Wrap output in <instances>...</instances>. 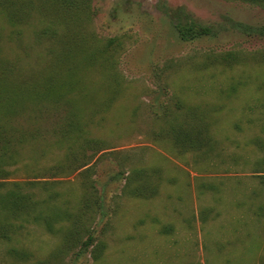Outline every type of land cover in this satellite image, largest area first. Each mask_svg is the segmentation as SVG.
<instances>
[{
    "label": "rangeland",
    "instance_id": "rangeland-1",
    "mask_svg": "<svg viewBox=\"0 0 264 264\" xmlns=\"http://www.w3.org/2000/svg\"><path fill=\"white\" fill-rule=\"evenodd\" d=\"M179 7L217 35L182 38L170 16ZM43 9L86 46L69 55L61 42L64 62H39L38 9L17 27L0 13V155H9L0 195L36 183L33 198L43 199L42 185L53 182L61 196L39 209L69 214L54 231L24 222L0 240V264H264V36L236 26L264 27V0ZM227 53L241 61L205 68ZM52 73L55 93L25 87ZM69 111L79 136L64 138ZM180 126L201 127L210 141L185 149L173 136ZM66 155H85L88 172L53 175L48 168ZM138 187L147 195H134Z\"/></svg>",
    "mask_w": 264,
    "mask_h": 264
},
{
    "label": "trees",
    "instance_id": "trees-1",
    "mask_svg": "<svg viewBox=\"0 0 264 264\" xmlns=\"http://www.w3.org/2000/svg\"><path fill=\"white\" fill-rule=\"evenodd\" d=\"M258 1V0H256ZM55 5L57 7H64L69 10V13H73L75 8H80L83 6L89 7V0H0V13L3 14L9 24L14 27L20 26L22 24H27V11L32 8L38 9L40 12V28L37 32V37L40 39L43 45L44 51H41L39 56V62L48 63L50 66H54L57 62H64L67 57L60 55L59 47L60 43H63L64 51L71 55V51L78 50L80 47H85L86 45L81 41L83 36L80 34L69 33L63 36L61 34L60 24L57 21L58 12H46L43 7L49 5ZM185 8L179 7L177 10H171L170 16L175 21V26L180 32L182 38H192L193 36L201 37L203 35L213 36L217 35V30L213 26H203V25H193L192 18L189 13L185 12ZM18 12L25 14L24 18L20 17ZM87 14V13H86ZM244 33H251L252 35L264 36V27H254L248 24L238 23L236 25ZM80 41V42H78ZM116 38L108 39L104 43V50L110 51V47L114 45ZM80 46V47H79ZM237 55V56H236ZM85 59L88 63H93L97 60V56L93 53H87ZM209 60V61H208ZM205 68L211 66H227L231 67L241 61L239 58V53H227L225 55H214L212 58H208ZM70 62V61H69ZM92 65V64H91ZM7 72H1V74H6ZM59 86L55 78L54 73L45 77L39 86L37 82H33L27 88H42L45 90L46 94L49 96L57 91L56 87ZM18 89L23 90V87ZM38 91V90H37ZM78 92V91H77ZM64 93V92H63ZM80 93V92H79ZM84 93V91H82ZM57 95H61L58 93ZM67 119L69 120L68 128L63 131L64 138H72L73 135L79 132L73 131L71 128L74 126L72 124L74 111H69ZM192 117V113L190 114ZM206 131H203L201 127L193 126H180L175 127L173 136L176 138L175 142L185 149H193L199 145H204L210 141L209 136L205 135ZM9 155H0V161L8 158ZM85 155H66V162L60 164H54L48 168L51 170L53 175L58 173H65V170L70 168L80 169L89 165L88 161H80ZM90 167H86L83 171L86 173ZM0 171L2 167L0 166ZM135 178V177H133ZM92 183V181H91ZM12 187L7 189L3 194L0 195V210L4 212V217L0 218V240H9L12 237V233L21 226L24 222H35L38 224H43L49 231H54V224L60 220H64L67 217L64 215L69 214L68 211H57L49 216H44L39 209L38 203L42 202L44 204L52 202L61 196V193L53 189V182H45L42 185L45 196L43 199H34L33 197L38 193L35 188L36 183L32 184L30 187H25L22 183H11ZM49 184L50 186H46ZM86 189V188H85ZM89 191L88 189H86ZM138 192V193H137ZM146 188L141 189L135 188L133 194L140 196L146 194ZM34 194V195H33ZM147 195V194H146ZM145 195V196H146ZM20 258L26 257L27 254H22L20 251L16 250L12 253Z\"/></svg>",
    "mask_w": 264,
    "mask_h": 264
}]
</instances>
